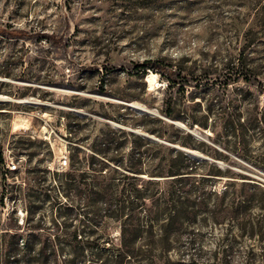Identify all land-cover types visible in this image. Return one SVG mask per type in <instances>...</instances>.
I'll return each instance as SVG.
<instances>
[{
    "label": "rangeland",
    "instance_id": "374dc122",
    "mask_svg": "<svg viewBox=\"0 0 264 264\" xmlns=\"http://www.w3.org/2000/svg\"><path fill=\"white\" fill-rule=\"evenodd\" d=\"M147 60L185 81L144 73ZM0 96V264H60L75 233L120 238L57 186L70 163L88 169L97 138L200 155L195 216L134 264H264V0H0Z\"/></svg>",
    "mask_w": 264,
    "mask_h": 264
},
{
    "label": "trees",
    "instance_id": "16d2710c",
    "mask_svg": "<svg viewBox=\"0 0 264 264\" xmlns=\"http://www.w3.org/2000/svg\"><path fill=\"white\" fill-rule=\"evenodd\" d=\"M138 67L144 73L147 69L157 71L170 86L185 81L176 70L158 62L147 60ZM166 115L169 118L174 115L171 106ZM134 139L129 140L131 148H126L125 144L129 142L127 138H97L93 149L99 156H90L88 169L77 173L79 169L70 163L72 171L66 175V180L57 183L60 190L75 192L79 196L85 194L87 206L94 209L92 214L95 220L89 219V222L96 223L100 218L103 224L112 220L119 222L121 229L119 241L106 234L103 238L84 240L75 233L71 257L68 260L64 258L60 264H134L138 259L154 262L159 259L155 254L156 237L162 238L168 232L167 222L195 216L187 206L191 200L195 203L197 199L191 197H198V192L205 186L203 179L194 175L199 168L197 160L183 150L142 138ZM178 143L188 146L183 141ZM147 158H150L148 163ZM0 159H3L2 154ZM74 160L77 162L78 156ZM106 160L125 166L133 175L130 177L111 167ZM147 165L149 167L145 169ZM142 174H149L153 180L139 184L138 175ZM162 177L166 178L164 183L159 180ZM148 200H155L156 206H148ZM158 225L161 234L155 235L154 228ZM16 236L23 250L28 248L30 241L22 235ZM40 254L35 253L36 256Z\"/></svg>",
    "mask_w": 264,
    "mask_h": 264
},
{
    "label": "built area",
    "instance_id": "2783aa9c",
    "mask_svg": "<svg viewBox=\"0 0 264 264\" xmlns=\"http://www.w3.org/2000/svg\"><path fill=\"white\" fill-rule=\"evenodd\" d=\"M67 166H69V159H68V157H65L63 162H61L60 167H67ZM10 168L12 171H14L17 169V165L13 164Z\"/></svg>",
    "mask_w": 264,
    "mask_h": 264
},
{
    "label": "water",
    "instance_id": "95a60500",
    "mask_svg": "<svg viewBox=\"0 0 264 264\" xmlns=\"http://www.w3.org/2000/svg\"><path fill=\"white\" fill-rule=\"evenodd\" d=\"M177 124V123H176ZM187 155L191 156L192 158H200V155L197 154L196 152L186 149V148H181Z\"/></svg>",
    "mask_w": 264,
    "mask_h": 264
},
{
    "label": "bare ground",
    "instance_id": "6f19581e",
    "mask_svg": "<svg viewBox=\"0 0 264 264\" xmlns=\"http://www.w3.org/2000/svg\"><path fill=\"white\" fill-rule=\"evenodd\" d=\"M5 97H3V96H0V100H2V99H4Z\"/></svg>",
    "mask_w": 264,
    "mask_h": 264
}]
</instances>
